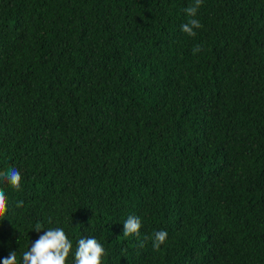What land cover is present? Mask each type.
<instances>
[{
	"label": "trees",
	"instance_id": "16d2710c",
	"mask_svg": "<svg viewBox=\"0 0 264 264\" xmlns=\"http://www.w3.org/2000/svg\"><path fill=\"white\" fill-rule=\"evenodd\" d=\"M194 6L0 0V264L56 228L65 264H264V0Z\"/></svg>",
	"mask_w": 264,
	"mask_h": 264
},
{
	"label": "clouds",
	"instance_id": "9594fccd",
	"mask_svg": "<svg viewBox=\"0 0 264 264\" xmlns=\"http://www.w3.org/2000/svg\"><path fill=\"white\" fill-rule=\"evenodd\" d=\"M202 0H195V6L185 9L189 17H195L197 8L201 5ZM201 27L199 21L190 19L187 23L181 25L182 32L189 36H194L196 33L194 29ZM200 48L197 46L195 52H199ZM4 176L7 182L15 190L20 189L21 174L15 168H10L6 173H0ZM17 204V207H20ZM7 211L6 196L0 190V216H3ZM90 223V221H89ZM141 228V221L136 216H129L124 222V236L131 234H139ZM36 232H41L37 230ZM168 233L164 230L156 231L154 233L153 248L159 250ZM72 249V244L67 238L62 228L49 229L43 231V235L32 243L30 250L23 253L22 264H65L69 253ZM104 255L103 246L95 238H85L78 241V247L75 252V264H101V257ZM2 264H17V254L12 251L8 257L4 258Z\"/></svg>",
	"mask_w": 264,
	"mask_h": 264
}]
</instances>
